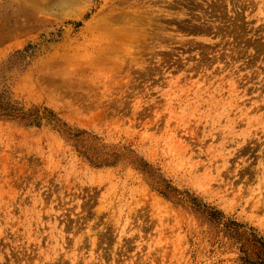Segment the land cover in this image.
Listing matches in <instances>:
<instances>
[{
  "label": "rangeland",
  "instance_id": "1",
  "mask_svg": "<svg viewBox=\"0 0 264 264\" xmlns=\"http://www.w3.org/2000/svg\"><path fill=\"white\" fill-rule=\"evenodd\" d=\"M2 90L123 158L0 118V264H241L132 156L264 241V0H0Z\"/></svg>",
  "mask_w": 264,
  "mask_h": 264
},
{
  "label": "trees",
  "instance_id": "2",
  "mask_svg": "<svg viewBox=\"0 0 264 264\" xmlns=\"http://www.w3.org/2000/svg\"><path fill=\"white\" fill-rule=\"evenodd\" d=\"M30 48L31 46L27 45L23 50L14 52L10 57L17 55L24 56ZM0 118L17 120L28 126H40L42 119H44L48 124L52 125L53 128L60 130L67 140L73 143L81 156L88 160V162L97 166L113 165L123 158V155L117 151H103V148L96 147V145L89 143L86 138L89 134L85 130L67 127L50 109L34 107L31 110L24 111L13 102L12 97L6 90L0 92ZM127 163L144 174L150 181V185L161 195L174 200L176 203L186 208H190L192 212L199 215L202 222L214 226L223 224L226 234L234 243L238 244L241 253L238 260L241 264H264V241L258 238L255 233L240 231L238 229V224L234 223L232 220L224 221L222 213L202 203L196 197H179L181 192L170 185L168 181L162 178L161 175L142 158L132 156ZM187 203L190 205H187Z\"/></svg>",
  "mask_w": 264,
  "mask_h": 264
}]
</instances>
